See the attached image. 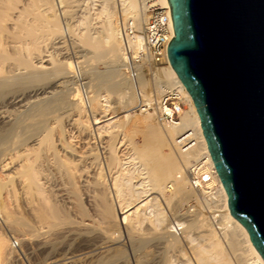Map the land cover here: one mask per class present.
Returning a JSON list of instances; mask_svg holds the SVG:
<instances>
[{
	"label": "bare ground",
	"instance_id": "obj_1",
	"mask_svg": "<svg viewBox=\"0 0 264 264\" xmlns=\"http://www.w3.org/2000/svg\"><path fill=\"white\" fill-rule=\"evenodd\" d=\"M77 2L0 0V169L6 174V181L0 177V191L9 181L13 195L19 189L30 201L26 202L32 206L29 210L37 216L33 223H45L52 231L64 226L76 234L72 236L74 250L62 256L57 251L61 240L57 242L50 233L55 241H49L47 234V255L56 251L49 263L264 264L248 231L229 211L199 114L168 57L165 64L138 74L137 85L147 102L155 103L167 91H178L186 104L179 121L161 124L152 111L134 110L140 100L123 70L119 23L131 21L137 31L134 43L139 45L149 10L158 6L170 12L168 1L100 0L98 13L106 19L98 23L87 4L90 1ZM73 4L85 5L79 7L82 12L78 19L74 17L75 23L69 22L71 16L66 18ZM65 38L70 39L75 59L82 54L87 57L54 58L53 50L61 48L56 44H64ZM99 60L103 69L93 64L81 70L84 62ZM92 74L100 80L104 96L98 88L88 95L96 87L91 83L94 78L87 80ZM109 95L116 96L124 115L116 108L108 109ZM98 113L104 119L97 118ZM66 125L83 135L85 150H77L67 140ZM139 125L145 137L141 144L127 139V132ZM101 129L106 131L103 137ZM188 129L196 143L182 152L174 140ZM94 138L98 147L91 142ZM194 162L212 171L201 189L189 185L187 168ZM1 204L0 213L7 211ZM73 213L80 221L72 218ZM21 221L13 219L14 226L23 227L26 220ZM32 224L27 225L34 235L38 224ZM19 243L8 231L0 232V264L10 261Z\"/></svg>",
	"mask_w": 264,
	"mask_h": 264
},
{
	"label": "water",
	"instance_id": "obj_2",
	"mask_svg": "<svg viewBox=\"0 0 264 264\" xmlns=\"http://www.w3.org/2000/svg\"><path fill=\"white\" fill-rule=\"evenodd\" d=\"M167 57L191 95L231 215L264 259V0H167Z\"/></svg>",
	"mask_w": 264,
	"mask_h": 264
},
{
	"label": "rangeland",
	"instance_id": "obj_3",
	"mask_svg": "<svg viewBox=\"0 0 264 264\" xmlns=\"http://www.w3.org/2000/svg\"><path fill=\"white\" fill-rule=\"evenodd\" d=\"M79 2H77V3H81L83 0H78ZM87 1H90L91 2V4H90V2L89 3H87V4H89V6L91 5V13L93 14V16L92 17H96L95 18V20H94V22L96 23H98V21H101V20H104V19H106V16L104 15V14H100V13H98V11H99V9H100V3H99V1L100 0H87ZM74 4H76V3H74ZM73 4V5H74ZM94 4V5H93ZM83 5L84 4H81V5H79V6H77L76 7V5H74V6H71L72 8H70V9H72V11L70 10V9H68L69 11H68V14H70L69 16H68V14L66 15L67 17V19L69 20L70 19V16H71V18H73L72 19V21H71V19L69 20V22H74L75 23V18L76 19H78V13H80L81 14V12H79L80 10H79V7L82 9V8H84L83 7ZM92 5H93V8H92ZM85 6V5H84ZM74 9V10H73ZM70 12V13H69ZM80 16V15H79ZM75 17V18H74ZM74 20V21H73ZM95 26H97V24L95 25ZM70 39H68V38H65V41H64V44L63 43H58V44H56V46L57 47H61V48H59V49H55V50H53V57L54 58H56V59H59V60H62V59H67L68 58V56H70L71 58H70V60L71 61H76V60H82L84 57H87V56H83V52L82 51H80L78 54H77V56L78 55H81L82 54V57H79V58H77V59H75L73 56V49H72V47H70L71 45V43H70V41H69ZM50 50H52V49H49V51ZM66 57V58H65ZM46 60H47V58H45ZM44 59V60H45ZM46 62V63H45ZM101 62V60H99V61H96L95 63H94V61H90V62H84L83 64L85 65V66H83V64H78L79 65V67L80 66H83L82 68H81V70H84L85 68H88V67H91L93 64L95 65V66H97L98 67V69H103V67H102V64H103V61H102V63H100ZM44 64L45 65H48L49 64V61H44ZM96 67V68H97ZM95 77V74H92L91 76H89V78H87V80H89L90 78H94ZM86 80V81H87ZM91 83H94L95 85H96V87H93V88H91L90 90H91V92L90 93H88V95H91L92 94V91L93 90H95V89H97L98 88V91L100 92V94L102 95V96H104L105 95V92H104V89H103V87H102V85H101V82H100V80L99 79H97V78H94L93 79V81H91ZM79 94H81L80 96H81V98H83V93H82V87H80V89H79ZM115 101H117V98H116V96L115 95H109V98H108V102H107V105H109V108L108 109H110V110H112V109H114V108H116V110H118V112L121 114V115H124L125 113H126V111L122 108V107H119V106H117L118 104L115 102ZM185 106H186V104L184 105V108H185ZM13 108V107H12ZM8 109H11V107H9ZM138 108H136V109H134L135 110V112H139V110L140 109H138ZM110 110H108L107 112H106V114H108V112H110ZM141 111V110H140ZM103 115L101 114V113H98V115H96V117L97 118H101ZM106 116V115H105ZM102 119H104V117H102L101 118V120ZM67 126V125H66ZM138 128V129H137ZM137 128H134L133 130L131 129V131L130 132H127V139L129 138V139H131L130 141H133L134 143H137V144H141L142 143V141H144L143 139L145 138L144 137V134H143V130H142V128L140 127V125H139V127H137ZM139 128H141L140 130H139ZM68 129V130H67ZM136 129L138 130V131H136ZM66 130L68 131L67 132V140L77 149V150H85V146H84V137H83V135L81 134V135H79L78 134V132L76 131V129L75 128H73L72 126H67L66 127ZM135 130V131H134ZM142 130V131H141ZM106 131L104 130V129H101V135H102V137L104 136V135H106V133H105ZM134 132H136L135 134H134ZM129 133H130V136H129ZM133 135V136H132ZM126 139V140H127ZM128 139V140H129ZM91 142H94L95 144H96V146L98 147V145H100L99 144V142H98V140H97V138H94V139H92L91 140ZM141 142V143H140ZM127 147V146H126ZM123 148H125V145L121 148V149H123ZM100 151H102L101 149H100ZM119 154H121V151L119 152ZM9 169V168H8ZM4 172H6V169H4L3 170ZM7 173V172H6ZM0 177L4 180L5 178H4V176L3 175H6V174H4L3 172H2V170L0 169ZM0 178V179H1ZM5 181H6V179H5ZM6 183V186L5 187H3V189L0 191V204H1V206H4V210L6 209L7 211H2L1 213H0V217L3 219L4 218V220H6V216L7 217H9V219L8 220H6V221H8V222H5L4 220H2L1 222H0V232H5V231H8L12 236H14V237H16L17 239L19 238L20 239V243H19V245L17 246V247H19V249L22 251V253H21V251L16 247V249L14 250V253H15V251H16V253L14 254V253H12L11 255L13 256H11L10 257V261H8V262H6V263H4V264H45V262H46V260H47V264H50L49 263V260L52 258V257H55V252H54V254H49V255H47V252H48V240L49 241H53L54 239H52L53 237H51V235H52V233H54V235H52V236H54V238L57 240V242L58 241H60V242H58V243H60V245L57 243V247L58 246H60V247H58L57 248V251H58V253L60 252V254H61V256L65 253V252H67V253H70V252H72L74 249V243H73V241H72V239H73V237L72 236H74V235H76L75 233H73V235H72V233L70 234L68 231H67V228H66V231L68 232H66V231H64L65 230V228H64V226L63 227H60V228H58L59 230L57 231L56 229V232H55V230L54 231H52L51 229H49L48 227H47V225H44L45 223H43V225L39 222H36V224H38V225H36L35 223H33L34 221H36V217L34 216V214L32 213V210H31V212H30V210L29 209H31L30 207H32V206H29L28 207V205H27V203L29 204L30 203V201L26 198V196L21 192V190H17L16 192H18V193H16V194H14L13 195V193H12V191L10 190L12 187H10V185H9V181L8 182H5ZM4 183V184H5ZM8 183V184H7ZM12 184V183H11ZM5 190V191H4ZM8 190V191H7ZM7 193V194H6ZM12 193V194H11ZM19 193H20V195H19ZM11 194V195H10ZM22 194H23V196L25 197H23L22 196ZM10 195V196H9ZM16 195V196H15ZM2 196V197H1ZM13 197V198H12ZM16 198V199H15ZM23 198V199H22ZM27 199V200H26ZM8 200V201H7ZM12 200H15V201H12ZM22 200V201H21ZM17 201V202H16ZM28 201V202H27ZM83 203H84V206H85V208L87 209V210H90V206H89V202H87V200L86 199H84L83 198ZM15 202V203H14ZM27 202V203H26ZM87 202V203H86ZM4 204V205H3ZM8 204H10V205H8ZM190 204V208H193V202H190L189 203ZM15 207H14V206ZM21 205V206H20ZM31 205V204H30ZM88 205V206H87ZM22 207V208H21ZM88 207V208H87ZM185 207H187V206H185ZM9 209V210H8ZM14 209V210H13ZM18 209V210H17ZM11 210V211H10ZM6 213V214H5ZM22 215H21V214ZM24 213V214H23ZM29 213V214H28ZM3 214V215H2ZM13 214H15V215H13ZM27 214V215H26ZM74 214V213H73ZM73 214L71 215L72 216V218H74L76 221H80V219H81V217L78 215V214H74V216H73ZM2 215V216H1ZM77 215V216H76ZM18 218H17V217ZM33 216V217H32ZM78 217H80V218H78ZM13 219H22V221L24 222L25 220V222L27 223V224H32V225H36L37 227L36 228H34V233L36 234V231H37V233L38 234H34V235H31V234H33L31 231H33V229H32V227H28V225L27 224H25V222H24V224H22L23 225V227H21V226H19L18 228L16 227V226H14V223H13ZM28 219V220H27ZM85 219V222H86V219L87 218H84ZM37 220L39 221L40 219L39 218H37ZM4 221V222H3ZM10 221V222H9ZM21 221V222H22ZM40 224V225H39ZM25 225V226H24ZM32 225H29V226H32ZM42 225V226H41ZM39 226V227H38ZM28 227V228H27ZM46 227H47V229H46ZM26 228V229H25ZM42 228V229H41ZM18 229V230H17ZM29 229H31L30 230V233H29ZM64 229V230H63ZM4 230V231H3ZM12 230V231H11ZM25 230V231H24ZM49 230H51V231H49ZM42 231V232H41ZM28 232V233H27ZM45 234H44V233ZM48 232V233H47ZM59 232H61V233H59ZM63 232H65V233H67V234H65V236H64V234H63ZM39 233H43V235H41V234H39ZM50 233H51V235H50ZM47 234H49V236L48 237H46L47 236ZM55 234H58V235H56L57 237H55ZM63 234V235H62ZM69 234V235H68ZM28 235V236H27ZM41 235V236H40ZM62 235V236H61ZM70 235H71V237H70ZM195 235V233L193 234V236ZM30 236H31V238H30ZM45 237H46V239H48V240H44L45 239ZM49 237H50V239H49ZM59 237H61L62 239H60ZM65 237V238H64ZM28 238H29V241H28ZM33 238H36V240H34ZM42 238V239H41ZM71 239V242H69V240ZM39 241V242H38ZM44 241H46V242H44ZM55 241V240H54ZM33 243V244H32ZM43 243V244H42ZM46 243V244H45ZM32 244V245H31ZM68 244H69V246H70V244H71V248L68 246ZM42 246V247H41ZM32 247V248H31ZM44 247V248H43ZM47 248V249H46ZM67 248H69V249H67ZM34 249H36V250H34ZM43 250V251H42ZM46 250V251H45ZM62 250V251H61ZM69 250V251H68ZM42 251V252H41ZM20 252V253H19ZM45 252V253H44ZM67 253H65V254H67ZM21 255V257L19 258V256ZM67 255H70V254H67ZM49 256V257H48ZM52 256V257H51ZM26 257V258H25ZM23 258V259H22ZM12 259V260H11ZM44 259V260H43ZM66 261V260H65ZM59 263V262H58ZM52 264H54V263H52Z\"/></svg>",
	"mask_w": 264,
	"mask_h": 264
},
{
	"label": "built area",
	"instance_id": "obj_4",
	"mask_svg": "<svg viewBox=\"0 0 264 264\" xmlns=\"http://www.w3.org/2000/svg\"><path fill=\"white\" fill-rule=\"evenodd\" d=\"M119 28L124 54L123 70L131 80L136 96L140 100L137 108L142 111H152L161 124L177 123L185 105L184 98L178 91H167L155 103L147 102L137 85L138 74H147L154 66L166 63L167 45L173 37L169 10L158 6L149 10L140 30L139 45L134 43L137 31L130 20L121 19ZM195 143L194 133L190 129L177 135L174 140V146L182 152L193 148ZM187 175L190 187L201 189L211 179L212 171L204 169L202 163L194 162L187 168Z\"/></svg>",
	"mask_w": 264,
	"mask_h": 264
}]
</instances>
